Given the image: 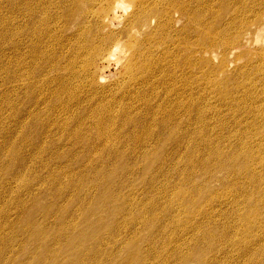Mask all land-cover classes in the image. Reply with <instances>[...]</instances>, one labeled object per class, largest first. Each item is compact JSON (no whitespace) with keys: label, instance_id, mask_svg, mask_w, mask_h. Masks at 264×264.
I'll return each instance as SVG.
<instances>
[{"label":"bare ground","instance_id":"6f19581e","mask_svg":"<svg viewBox=\"0 0 264 264\" xmlns=\"http://www.w3.org/2000/svg\"><path fill=\"white\" fill-rule=\"evenodd\" d=\"M65 1L64 4L54 5L57 9L54 8V11L50 12L53 15H48V11L44 9L37 11L25 8L24 14L21 15L23 27L19 30L14 27V33H12L14 36L11 41L15 67L11 73L15 83L13 93L19 96L22 91H25L30 101L37 84L49 80L47 79L49 75L52 76L51 83L57 86L54 85L50 92V97H55V101L61 100L60 96L63 95L78 101L79 98L75 96V93L84 89V92H87L86 105L90 106V110H86L90 111L87 119L92 123L89 126L78 123L77 128L85 132L94 130L97 139L105 146L111 144L114 146L116 137H119V133H126V128H130L129 126L133 129L141 128L143 131L146 129L145 122L128 116L118 107L116 111L113 105L108 107L98 104L91 109L90 103L98 101L100 99L98 96L105 95L113 100L112 94L115 90L116 94L121 96L117 102L122 101V98L145 99L149 94V98L145 100H150V97L154 96V99L164 106V109H161L160 105L157 106V110L163 113L164 118L157 124L149 126L145 130L146 133L144 132L143 140L148 143L147 145L150 143L148 141L152 140L151 127L153 126L159 129L156 133H158L157 136L162 135L160 139L165 137L166 142L171 141L179 146L181 144L179 136L184 134L185 138L187 135L186 118L195 115L197 122L201 125L199 130L201 133L203 129H209L206 126V118L212 120V128L219 134V141L214 147L209 144L210 139L205 137L206 154H203L201 159L186 157L185 172L181 175L190 180L192 187L185 190L186 194L176 192L171 201L172 209L174 208L176 214L172 216L169 223L177 219L178 221L173 225L174 228L178 222L185 223L178 227L181 230L180 238L188 239L189 235L198 234L195 245L197 243L200 245L195 247V254L203 261H207L206 264H212L215 258L225 263L229 260L233 262L232 264L237 263L238 259L243 260V264H264V68L254 64L256 61L253 59L251 60L254 67L251 70L252 76H249L245 69L232 73L227 78H219L207 68L206 62L202 61L203 57L215 50H218L222 57H226L235 49L243 47L244 43H250V45L254 44L252 41L257 43V32L261 28L264 29V0H214L217 1V7L214 6L215 4L210 5L213 0H156L155 5L148 9L146 6L151 0ZM214 10L216 11L209 22L210 14ZM175 12L179 13L182 19L187 20L190 27L196 30L201 27L196 31V37L192 36L199 48L191 53L187 51L188 38L185 28L180 27L176 30L173 26L172 21L175 19L172 15ZM123 38L128 39L127 47L132 49L127 57L123 48H120L119 52L117 49ZM21 47L25 51L23 59L19 58L16 52ZM183 54H185L184 57ZM191 60L195 61L194 75L199 80L198 88L189 96L186 87L181 85L179 88L176 87L181 80L186 81L190 76H187L184 70L189 71L186 68L190 67ZM108 61L121 63L122 74L119 78L115 77L114 72L106 71ZM35 74L36 77H34ZM249 77L251 84L243 87L246 85V78L249 83ZM106 84L111 87L108 88ZM205 84L208 86L206 87ZM202 89L205 90L204 93ZM208 90L219 97V105L210 102ZM173 96L179 100L178 107L184 112L185 118L182 121L176 117L175 112L178 107L173 104L175 100ZM225 101L228 102L226 108L222 106ZM145 102L148 107V101ZM172 104L174 106L171 107ZM167 105L170 107L169 110H166ZM119 118L122 120L124 130L119 132L123 128H117L113 137L111 128ZM174 120L178 122L173 123ZM154 122L156 120L151 115L148 123ZM28 127L26 125L25 128ZM39 131H43V125L39 127ZM75 138L82 142L88 140L83 139L80 133H76ZM158 142L159 139L154 147L158 146ZM13 146L15 145H12L7 152L8 160L12 158L17 160L16 170L25 168L21 148ZM162 148L158 146L150 157L145 153L142 154L140 160L145 167L144 174L152 171L154 163L161 162ZM67 156L74 158L75 154L71 151L65 154L51 153V164L47 163L41 167L47 172L45 175L31 171L29 178L10 179L13 180V184L19 182L21 189L24 188L30 192L26 201L19 200L11 208L22 210L27 200L43 190L48 193L56 190L55 192L62 194L68 193L67 190L70 191L73 188L76 192H79V189L85 190L86 186L83 183L72 182V179H81L85 176L74 172L75 167L72 164L62 165L59 161ZM128 165L114 169L109 179L107 175L110 172H106V175L102 177L97 176L101 180L99 183L108 181L112 187L115 179H122L123 172L129 168ZM52 166H55L57 170L50 173L49 168ZM196 167L201 168L200 174H196ZM28 171L27 167L26 172ZM219 173L231 175L232 179H226V177L216 179ZM201 174H205L207 179L217 180L218 188L216 190L209 188L205 180L202 184H194L195 180L201 178ZM50 177L52 178L48 181V189L37 186L44 185L43 179ZM69 178L70 184L67 183ZM32 179L38 180L34 182ZM35 187L42 188L39 192ZM225 192L243 199L241 202L234 201L232 197H224ZM193 194L203 200L196 209L187 211L183 206L191 205ZM109 196L113 200L112 191ZM52 200L53 198L49 199L47 204H51ZM115 204L122 210V203L119 200ZM219 206L224 208L226 213L229 211L235 216L239 224L232 225L228 222L217 224L219 221L217 219H221L220 210H217ZM33 208L35 209V206ZM7 212L0 211V222L9 216L10 212ZM33 213L34 210L31 211V214ZM143 214L142 212L134 216L143 226L152 221L157 222L156 216L146 219ZM182 218L186 220L183 221ZM41 220L44 222L43 219ZM193 220H197V223H193ZM29 226L34 228L33 225ZM43 234H40V240ZM50 242L43 246L44 252L40 263L47 262L50 257ZM239 244L246 247L241 248ZM126 245L127 243L119 250L120 255ZM34 246L35 243L32 240L29 248L32 250ZM182 249V247H176V252L182 253ZM3 250L1 245L0 264H8L10 257H7L8 254H3ZM95 250L96 253L101 251V244ZM125 253L128 256L129 249L124 251ZM187 264L198 263L193 258ZM215 264H218L217 260Z\"/></svg>","mask_w":264,"mask_h":264},{"label":"rangeland","instance_id":"374dc122","mask_svg":"<svg viewBox=\"0 0 264 264\" xmlns=\"http://www.w3.org/2000/svg\"><path fill=\"white\" fill-rule=\"evenodd\" d=\"M155 1L151 0L146 9L155 5ZM57 3L64 4L66 1L0 0V186L2 187H0V211L10 212L9 216L0 222V247L2 245L4 249L2 253L8 254L7 257H10L8 264H187L193 258L198 264H206L207 261H203L195 254V247L200 245V243L195 245L198 234H191L188 239L180 238L181 230L178 227L185 223L178 222L174 228L173 225L178 220L174 219L170 223L169 221L176 214L171 205L176 192L186 194L185 190L192 187V184L189 183L190 180L181 175L185 172L186 157H200L201 159L203 154H206L205 137L210 139L209 144L214 147L219 141V134L212 128V120L206 118V126L209 129H203L201 133L199 132L201 125L197 122L196 116L191 115L186 118L187 135L185 138L184 134L179 136L181 140L179 146L171 141L166 142L165 137L160 139L162 135L157 136L158 133H156L159 129L153 126L151 127L152 140L148 141L150 143L147 145L148 143L143 140L145 130L164 118L163 113L157 110V106L160 105L159 101L154 99V96L150 97V100H145L149 98L148 94L145 99L122 98L119 103L117 100H120L121 96L116 94L115 90L112 94L113 100L104 95L98 96L100 97L99 102L90 101L92 102L90 103L91 109L98 104L108 107L113 105L116 107L115 110L118 107V109L124 110L123 112L127 113L128 116L145 122L146 129L143 131L141 128L133 129L129 126L130 128L127 127L126 133H124L122 120L119 118L111 128V133L114 137L117 128H123L122 131H119L123 133H119V137H116L114 146L112 144L105 146L97 139L94 130L85 132L77 128L78 123L84 124V126H89L92 123L87 119L90 116V111L87 112L86 110H90V106L86 105L87 95L85 94L87 92H84V89L75 93V96L79 98L78 101L64 95L60 96V99L62 97L61 100L55 101V97H50V92L55 84L51 83L50 78L52 76L49 75L47 78L49 80L37 84L32 100L29 101L22 89L19 96L13 93L15 83L11 78V73L15 67L11 41L14 36H12L14 27L17 30L23 27L21 15L24 14L25 8H32L37 11L44 9L46 12L48 11V15H53L50 12L54 11V5ZM210 5L217 7V1L213 0ZM45 6L48 8H43ZM215 11L211 12L209 22L212 20V14ZM172 17L175 19L172 23L176 30L180 27L186 30L187 51L191 53L198 49L199 46L193 41L192 36L196 37V31L201 27L197 30L190 27L189 22L182 19L179 13H173ZM49 23L51 22L49 21ZM52 26L51 23L50 27ZM256 39L257 43L254 41H252L254 44L251 45L244 43L243 47L235 49L226 57H222L219 51L215 50L203 57L202 61L206 62L207 68L219 78H227L232 73L245 69L247 74L252 76L251 70L254 67L251 60L254 59L256 61L254 64L264 68L263 28L257 32ZM127 41V38H123L117 46L118 52L120 48H123L126 57L132 51L127 47L129 44ZM16 52H18L19 58H25V51L22 47ZM182 56L184 57L185 54ZM116 61L106 62L108 67L106 71L114 72L115 77L119 78L122 74L121 63ZM194 64L195 61L191 60L190 67L186 68L189 71L184 70V73L190 76L186 81L181 80L176 87L179 88L180 85L186 87L189 96L198 88L197 81L199 79L194 75ZM250 84V77L249 83L248 78H246V85L243 87H248ZM105 86L111 87L108 84ZM205 86L208 85L205 84ZM55 87L57 86L55 85ZM209 90L207 95L210 102L219 105V97ZM82 91L83 93H81ZM202 92L204 93L205 90L202 89ZM173 99H175L173 104L178 107L180 105L179 100L174 96ZM145 101H148V107L145 105ZM173 104L171 107L174 106ZM222 106L226 108L228 102H223ZM161 109H164L163 105ZM169 109L170 107L167 105L166 110ZM203 110L205 113L204 103ZM175 114L181 121L185 118L184 112L179 107ZM151 115L156 122L149 124ZM176 122L178 121L173 123ZM26 125L29 127L25 128ZM41 125H43V131H39ZM76 133H80L83 139L88 140L84 142L77 140L75 138ZM158 139V146L163 147L161 149L163 161L154 163L152 171L149 174H144L145 167L140 157L144 153L149 157L152 156L158 147H154ZM163 143L164 145H162ZM12 145L21 148L20 152L21 155H24L22 158L26 164L25 168L21 167L20 170H16L17 160L13 158L8 160L7 155L9 154L7 152ZM69 151L75 154L74 158L67 156L62 157L59 161L62 165L72 164L75 167L74 172L85 176L81 179H72V182L83 183L86 186L85 190L79 189V192H76L73 188L70 191L67 190L68 193L63 194L55 192L56 190L50 193L44 190L40 192L42 187H36L43 186L48 189V181L52 176L43 179L44 185L39 184L35 187L40 193L27 200L22 210L11 208L19 200L26 201L30 192L27 189H21L19 182L13 184V180L10 179L27 178L31 171L45 175L47 172L41 167L47 163L51 164V153L65 154ZM123 165H128L129 168L123 172L122 179L114 180L112 187L108 181L99 183L101 180L97 176L102 177L106 175V172H110L107 175V179H109L114 169H120ZM27 167L28 172H26ZM200 169V167H196V174L201 173ZM55 170H57L55 166L49 168L50 173ZM69 171L72 172V170ZM204 175L201 174V178L193 183L202 184L205 180L209 188L216 190L218 188L217 180L207 179L206 175L205 179ZM96 177L97 179H93ZM224 177L232 179L231 175H223V173L217 174L216 179ZM32 180L35 182L38 179ZM70 180V178L67 180L68 184L71 183ZM177 189L179 190L177 191ZM110 191L113 193V200L109 196ZM230 192L234 193L233 191ZM193 196L191 205L185 204L183 206L187 211L196 209V206H200L203 200L196 194ZM225 196L232 197L237 202H241L243 199V197H236L228 192H225ZM51 198H53L51 204H47ZM102 199L103 202H101ZM117 200L122 203V210L124 211L115 204ZM33 210L34 213L31 214ZM217 210H220L221 213V219H217L219 220L217 224L223 222L232 225L239 224L236 217L231 215L229 211L226 213V210L221 206ZM142 212L146 219L156 216L157 222L152 221L143 226L134 217ZM45 215L50 216L48 218L41 217ZM31 217L33 218L28 221L27 219ZM182 220L184 221L186 218H182ZM192 222L197 223V220ZM29 225L34 226L35 232L34 228ZM41 233H44L42 240H40ZM32 240L35 246L31 250L29 243ZM49 241H51L49 245L50 257L47 262L40 263L44 252L43 246ZM125 243L127 245L122 249V255H120L119 250ZM100 244L101 251L96 253L95 249ZM239 246L241 248L246 247L243 244H239ZM176 247H182V253H177ZM128 249L129 253L126 256L124 251ZM163 257L167 259L164 260ZM216 257L218 258V255ZM216 260L218 264L233 263L229 260L225 263L215 258L212 264H215ZM235 264H243V260L238 259Z\"/></svg>","mask_w":264,"mask_h":264}]
</instances>
